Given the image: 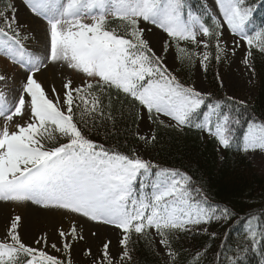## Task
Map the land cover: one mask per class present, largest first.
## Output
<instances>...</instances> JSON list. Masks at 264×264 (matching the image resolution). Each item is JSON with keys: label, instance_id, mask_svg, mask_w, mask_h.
Returning a JSON list of instances; mask_svg holds the SVG:
<instances>
[{"label": "snow or ice", "instance_id": "6c2138e0", "mask_svg": "<svg viewBox=\"0 0 264 264\" xmlns=\"http://www.w3.org/2000/svg\"><path fill=\"white\" fill-rule=\"evenodd\" d=\"M22 2L42 26L47 48L44 55L39 54V49L30 50L24 43L29 37L22 34L15 6L0 9V53L14 70V74L0 71V202L30 204L38 210H64L97 225L112 226L123 237L122 260L131 259L127 249L133 234L149 235L148 230L154 229L160 244L175 258L178 254L171 250L175 233L194 229L207 233V225L238 216L233 209L210 202L187 173L116 152L88 139L74 122V107L81 117L91 114L103 120L107 115L111 120L115 90L117 103L122 93L131 106L145 110L143 114L135 111L137 119L146 116L158 127L180 131L196 129L224 149L238 145V150L245 153L264 150V121L248 114L245 101L233 96L214 98L194 85L181 83L165 63L175 44L181 62L187 60L192 65L201 56L200 63L206 70L210 47L216 61L221 59V53L225 58L229 55L228 41L224 39L226 28L233 37L232 55L240 47L235 38L246 42L248 51L243 63L254 74L250 62L254 40L264 54V28L254 35L247 30L255 0H213L217 14L205 5L194 11L187 0ZM110 16L118 22L119 30L109 24ZM86 17L92 22H84ZM149 26L168 37L161 44L160 55L146 38V33L152 32ZM180 41L202 45L205 51L193 52L181 47ZM58 62L83 73L84 82L73 86L68 80L62 93L51 85L46 90L37 74H42L49 63ZM9 84L15 87L9 88ZM161 116L167 117L169 123ZM242 123L245 131L237 137L236 129ZM59 138L67 142H56ZM138 139L152 143L157 136L138 135ZM243 220L246 240L232 244L220 264H245L243 254L264 244V212L246 214ZM21 227V215L10 218L6 238L0 241V264H66L44 250L48 246L46 235L34 241L44 247L26 244L18 230ZM59 236L65 253L73 247V241L84 239L76 224L68 231L61 229ZM110 243L102 245L103 260L108 264ZM209 247L206 245L203 251L206 253ZM227 247L222 242L217 255L224 256ZM51 248L61 251L56 243ZM86 254L91 255V249ZM103 260L97 262L94 258L92 264H103ZM67 264H71L70 259Z\"/></svg>", "mask_w": 264, "mask_h": 264}, {"label": "trees", "instance_id": "16d2710c", "mask_svg": "<svg viewBox=\"0 0 264 264\" xmlns=\"http://www.w3.org/2000/svg\"><path fill=\"white\" fill-rule=\"evenodd\" d=\"M9 4H12V0H0V9H6ZM255 4L252 20L247 26L249 34L252 35L264 28V7L261 6V0H255ZM187 5L196 11L202 10V5L205 4L201 0H187ZM205 19L211 24L210 19ZM108 22L119 30L118 22H114L113 17L110 16ZM185 43L184 48L195 52V45ZM259 47V42L254 40L251 63L255 69L256 93L253 102L246 105L251 117L264 121V54L259 51ZM207 51L211 56L207 69L203 68V77L208 93L214 98H224L228 95L224 87H221L218 61L212 58L215 52L211 47ZM179 62L180 76L185 78L182 82L186 84L194 76L195 60L192 65L187 60L181 62L180 58ZM135 111L141 112V109L138 105L131 106L122 93L117 103L113 90L111 120L107 115L103 120L91 114L81 117L74 107V122L88 139L116 152L136 156L137 148L143 145L155 155L160 167L179 169L187 173L192 178L193 185L201 188L210 202L233 209L238 216L228 222L209 224L210 233L194 230L187 233L177 232L171 245V250L178 254L174 258L175 264H220L230 253L232 244L246 240L243 217L249 213L264 212V171L259 170L245 152L238 150V145L224 149L221 155L218 142L196 129L185 128L180 131L163 125L158 127L153 123V134L157 136V140L143 144L138 139L140 119H137ZM244 131L242 123L236 129L237 137H242ZM148 231L149 235L133 234L130 237L127 250L131 259L125 258L124 264H164L153 234L151 230ZM212 233H216L215 238L211 237ZM222 242L229 247L224 249V256H218ZM206 245L211 247L205 253L203 249ZM197 253H200L198 259ZM243 255L245 264H264V244Z\"/></svg>", "mask_w": 264, "mask_h": 264}, {"label": "rangeland", "instance_id": "374dc122", "mask_svg": "<svg viewBox=\"0 0 264 264\" xmlns=\"http://www.w3.org/2000/svg\"><path fill=\"white\" fill-rule=\"evenodd\" d=\"M213 14H217L216 6L213 4V0H201ZM12 5L17 9L16 18L20 22L22 27V34H26L29 38L24 41L25 45L30 50L39 49L41 55H44L47 48V37L43 32L41 25L35 23L28 9L25 7L22 0H12ZM84 22L91 23L90 18H85ZM152 27L151 33H146V38L149 40L151 46L156 51L157 55L161 54V44L164 40L168 39L166 33L161 30ZM198 39H205V37L198 36ZM228 41L229 55L225 58L221 53V59L218 61V73L220 81H222L223 87L228 96H233L237 100H243L246 104L253 102L256 93V77L255 73L249 71L248 67L243 63L248 46L246 42L238 40L240 47L236 48L235 54H231L233 37L228 33L225 28V37ZM181 47L186 45L185 41L179 42ZM196 46V45H195ZM194 51L196 53H203L205 49L202 45L196 46ZM201 56L195 58L194 63V76L192 80L186 85H194L197 90L202 92H208L207 85L203 77V66L200 63ZM251 62V61H250ZM165 63L169 67L170 71L176 75L182 82L185 81L184 77L180 76L179 53L175 49V44L169 49L165 58ZM252 64V63H251ZM6 70L10 74H14V70L7 59L0 53V71ZM22 75V74H21ZM40 81L46 87L51 85L55 86L58 93L63 92V84L68 80L73 82V86L81 85L86 79L83 73L76 70L69 69L65 63H49L48 67L42 74H37ZM9 88L15 87L14 84H9ZM4 91H8L7 88ZM11 96V93H8ZM61 107L64 105L61 103ZM145 110L141 109V114ZM15 119V118H14ZM160 119L165 123H169L167 117L161 116ZM166 119V120H165ZM174 123V122H172ZM78 125V124H77ZM53 126H49L52 130ZM79 127V125H78ZM138 134L146 137H150L153 134V123L150 122L146 116L140 118L138 124ZM205 136H208L204 133ZM59 135L58 133L56 134ZM58 143L67 142L66 138H59ZM145 144V141H142ZM224 148L219 145L220 154H223ZM246 156L258 167L259 170L264 171V150H256L245 153ZM136 156L145 161L158 165L155 155L148 151L143 145L137 148ZM39 211L40 217L35 219L34 212ZM15 215L22 216V227L18 229L21 232L24 242L33 247H44L43 245H36L34 241L46 235L48 240V246L44 247V250L49 255L56 256L59 259L67 262L71 260V264H92L93 259L97 262L103 260L104 249L103 243L110 241L108 256L111 260V264H124L122 260V254L124 251L123 245L120 243L122 235L120 230L115 229L112 226L97 225L93 222L87 221L85 218L76 216L75 214H66L64 210H38L36 206L30 204H18L15 202H0V241L5 240L6 226L9 223L11 217ZM43 215H48L49 220L43 218ZM72 224H76L77 230L83 235V240L73 241V247L69 252L65 253L62 249L63 240L59 236L61 229L68 231ZM207 233L211 232L210 226L207 225ZM194 231H199L194 229ZM96 235L93 236L92 233ZM154 238V242L157 251L161 255L164 264H175L173 256L168 255V251L159 242L160 237L156 234L155 230H151ZM56 243L57 247L61 251H56L51 248V244ZM91 249V255L86 254L87 250ZM103 264H108L107 260H103Z\"/></svg>", "mask_w": 264, "mask_h": 264}, {"label": "bare ground", "instance_id": "6f19581e", "mask_svg": "<svg viewBox=\"0 0 264 264\" xmlns=\"http://www.w3.org/2000/svg\"><path fill=\"white\" fill-rule=\"evenodd\" d=\"M33 18V17H32ZM36 23V22H35ZM166 120V119H165ZM34 215H35V219L36 218H39L40 216V212L39 211H35L34 212ZM47 216V217H46ZM46 217V218H45ZM43 218H45V219H47V220H49V217H48V215H43Z\"/></svg>", "mask_w": 264, "mask_h": 264}]
</instances>
